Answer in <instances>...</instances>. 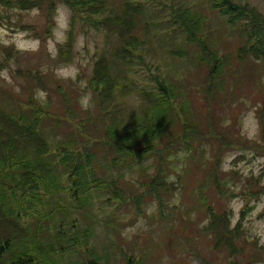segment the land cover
<instances>
[{"label": "rangeland", "instance_id": "1", "mask_svg": "<svg viewBox=\"0 0 264 264\" xmlns=\"http://www.w3.org/2000/svg\"><path fill=\"white\" fill-rule=\"evenodd\" d=\"M105 1V10L90 20L84 8L74 16L62 0H45L30 11L0 5V108L33 121L56 156L67 143L82 153L90 144L86 184L104 186L90 191L85 209L58 216L66 226L76 219L92 229L89 247L102 260L85 252L64 261L264 264V57L246 50L245 20L228 21L208 0ZM235 1L264 17V0ZM125 15L135 24L133 38L96 23ZM188 29L195 30L193 39ZM69 40L70 52L62 57ZM121 47L127 53L116 54ZM101 58L117 79L112 86L119 84L103 104V89L90 85ZM216 64L218 77L211 82ZM157 83L167 90L157 91ZM157 92L171 96L153 109ZM153 115L164 133L159 148L166 144L168 150L138 161L115 158L107 130H128L122 144L132 147L140 123L136 148L152 144ZM185 124L188 139L182 137ZM62 204L67 210L76 205L65 195ZM210 209L231 212V227L245 212L235 250L218 244L208 228Z\"/></svg>", "mask_w": 264, "mask_h": 264}, {"label": "trees", "instance_id": "2", "mask_svg": "<svg viewBox=\"0 0 264 264\" xmlns=\"http://www.w3.org/2000/svg\"><path fill=\"white\" fill-rule=\"evenodd\" d=\"M62 1L74 11V16L80 7L84 8V13L87 14L89 20L101 15L106 7L105 0ZM209 2L214 9L227 16L228 21L235 24L245 20L242 26L248 28V41L250 42L246 50H251L250 53L257 57H264L263 15L250 4L242 5L235 0H210ZM44 3L45 0H0L1 6L22 11L41 9ZM53 4L54 2H51L50 6L52 7ZM96 23L105 24L107 27L111 24L110 31L120 34L124 38H133L132 32L135 24L126 15L124 18L96 20ZM47 30H49V26ZM188 34L189 38L196 35L195 30L193 33L189 30ZM253 40L254 43H252ZM72 44V41L69 40L66 48L60 49L62 57L68 56ZM125 49V47L119 48L116 54L127 53ZM71 57L69 56L68 59ZM105 60L107 59L105 58ZM105 60L101 58L96 62L94 75L90 82V85L95 88L103 89L100 90L101 99H98L101 104L103 101L112 99L119 86L118 83L112 86V83L117 79L113 80L108 60L107 62ZM217 68L216 64L211 72V82H214L218 77L215 74ZM28 74L32 76V73ZM157 84V91L167 90L163 83ZM169 96L171 94L168 92L164 95L159 93L156 101L152 102L150 106L155 109V106L160 104L159 102L164 103V99ZM172 97H175L173 93ZM153 112L155 113V111ZM156 116L153 115L151 119L156 130L152 144L144 145L143 143L136 148L141 144V131L144 129L140 123L134 125L139 137L134 141L132 147L122 144L129 135L128 130L122 133L120 132L121 128L107 130L106 143H113L111 147L116 152L115 158L122 154L123 157H132L133 161H138L153 153L168 150L166 144L163 148H159L161 144L158 141L164 133L160 130L162 129L161 120ZM23 118L25 116L22 115ZM263 121L264 117L261 113V122ZM177 122L178 119L175 123ZM35 124L40 126L37 121ZM183 128L182 137L188 139L190 127L185 124ZM179 141V137L175 136L174 142ZM71 145L67 143L63 148L58 149V156H56L52 152L49 141L35 129L33 121L22 122L0 108V264H63V262L67 264L64 261L66 256L68 259L71 255L85 252L89 253V256L96 262L102 260L101 256L89 247L88 242L92 239L90 235L92 229L81 228L76 219L68 226L58 219L59 215L67 214L70 209H85L90 200L92 189H104L103 184L96 183L95 180L91 181V186L86 184L88 183L86 165H91L93 159L88 153L90 144L83 148L84 153L69 149ZM57 157L60 158L59 161L56 160ZM64 195L69 196L73 204L76 205L68 207L67 210V207L62 204ZM80 201L84 203L82 204ZM230 213L216 214L210 209L211 221L208 228L218 234L216 236L218 244H227L235 250L233 245L235 233L242 228L245 212H242L241 218L234 227H231ZM96 262H70V264H96Z\"/></svg>", "mask_w": 264, "mask_h": 264}]
</instances>
